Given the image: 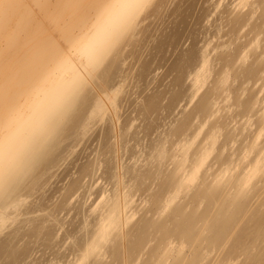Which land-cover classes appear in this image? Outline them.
I'll list each match as a JSON object with an SVG mask.
<instances>
[{
    "label": "rangeland",
    "instance_id": "1",
    "mask_svg": "<svg viewBox=\"0 0 264 264\" xmlns=\"http://www.w3.org/2000/svg\"><path fill=\"white\" fill-rule=\"evenodd\" d=\"M19 1L16 12L26 23L22 25L25 30L16 28V16L1 35L4 40L13 33L22 42L13 56L0 53V90L11 94L17 93L16 70L27 55L47 50L71 31H80V16L87 13L91 22L97 11L93 4L106 0H70L64 10L60 7L65 0ZM147 1L145 6L138 5L132 13L134 19L129 17L131 24L126 23L130 26L120 31L119 38L118 30L113 32L118 38L116 45L102 56L97 63L100 66L94 65V74L84 71L83 82L87 84L79 93L80 102L64 109L63 124L54 121L58 131L55 127L56 140L47 147L48 156L40 160L30 178L25 177L26 182H21L26 197L22 194L20 199L26 200L18 210L15 208L17 220L14 209L9 208L15 222L8 218L7 225L1 227L0 264H126L130 257L131 264H144L149 259V264H167L178 255L184 257V253L192 257L194 246L185 243L182 247L184 243L176 236L174 242L165 238L169 241L163 240V249L157 246L161 234L157 228L160 222H167L166 218L164 226L171 228L174 212L182 209L184 202L187 208L182 209L183 217L194 209L203 212V207L204 211L209 207L210 213L220 196L229 205L232 202L235 210L239 205L242 218L236 219L233 237L229 236L225 246L208 247L202 241L207 247H197L202 259L196 258L198 264H219L224 258L223 264H264V230L258 240L252 237V228L250 231L258 215L262 228L264 225V0ZM26 10L32 11L25 16ZM137 10L140 13L136 14ZM2 39L1 51L6 46ZM8 55L12 57L7 59ZM115 89L111 96L115 101L108 102L104 90L113 95ZM94 98L106 104L103 120L102 112L89 116ZM196 163L200 164L198 169ZM203 185L213 191L218 188L217 204L196 193ZM236 195L240 197L235 199ZM118 197H123L119 201L125 205L120 210L122 215L118 213L124 225L109 226L106 218ZM239 230L250 233L246 234L249 239L243 236V242L249 246L260 242V246H235ZM204 234L209 235L207 231ZM231 242L237 249H231L229 258V245L234 247ZM153 244L159 251L161 248L159 258L153 256L157 249L149 254L155 249ZM125 254H129L127 259ZM166 256L169 259H164Z\"/></svg>",
    "mask_w": 264,
    "mask_h": 264
},
{
    "label": "bare ground",
    "instance_id": "2",
    "mask_svg": "<svg viewBox=\"0 0 264 264\" xmlns=\"http://www.w3.org/2000/svg\"><path fill=\"white\" fill-rule=\"evenodd\" d=\"M6 2H4V3H2V4H0V39H2V36H4L6 33V31H7V28H8V26H10V21H11V19L13 18V17H16V16H18V21H17V25H16V28H19L20 26H22V25H26V23H24V22H22V16L21 15H19V14H17V7H19V3H20V1L19 0H5ZM19 1V2H18ZM38 0H35V2H37ZM98 1H100V0H98ZM147 1V0H146ZM0 2H2V1H0ZM21 2H22V0H21ZM60 2V1H59ZM94 2V1H93ZM92 2V3H93ZM104 2V3H103ZM102 3L100 2H96L95 4H93V6H94V8H96V14H95V17L92 19V17H91V22H89V20H87L88 18L86 17V15H88L87 13L85 14H83V15H81L80 16V18H79V20L77 21V25L78 26H80L82 29L80 30L82 33H83V38H84V40L91 46V48L93 49V51L96 53L93 57H92V59H91V62H90V64H89V66L88 67H86L85 69H84V71L87 73V74H91V75H93L94 74V71H93V68H95V66L94 65H96V66H100V64L98 65L97 63L98 62H100L101 60H102V56H104L105 55V53H106V56H107V51L108 50H110L111 48H112V46L116 43V41L118 40V38L120 37V35H119V33H120V31H122L123 29H124V32L127 30V28H126V30H125V27L126 26H128L127 24H131L130 22H129V17L130 16H132L133 14V12L138 8V5L140 4H142L143 5V3H145V0H106V1H103ZM148 2V1H147ZM68 3H70V0H65V3H64V7L63 6H61L60 8H61V10H64L65 9V7H67L68 5H70V4H68ZM80 3H81V0H80ZM92 6V7H93ZM96 6V7H95ZM143 6H145V5H143ZM26 8V7H25ZM141 9H142V7H140ZM27 9H29V8H27ZM140 9V10H141ZM32 11V10H31ZM31 11L29 10V11H25V13H24V15L25 16H27V14L28 13H31ZM138 12H136V14L137 13H140L139 12V10H137ZM18 13H19V11H18ZM133 17H135V14H134V16H132L131 18H133ZM134 19V18H133ZM132 19V20H133ZM131 21V20H130ZM89 22V23H88ZM128 22V23H127ZM127 23V24H126ZM130 26V25H129ZM128 26V27H129ZM5 27H7V28H5ZM23 27V26H22ZM5 28V29H4ZM10 29H13V27L12 28H10ZM23 29H24V27H23ZM14 30V29H13ZM25 30V29H24ZM116 30H118V32H117V37L115 36V37H113L114 36V33L116 32ZM115 31V32H114ZM114 32V33H113ZM123 32V33H124ZM122 33V32H121ZM120 33V34H121ZM3 34V35H2ZM2 35V36H1ZM113 35V36H112ZM132 36V35H131ZM19 35H15V36H13V33H9L8 34V37L6 36L5 37V39L3 40V42H4V44L6 45L5 46V49H4V47H3V49H2V51L0 50V53H2V55L4 56V54L6 53V54H10V55H12L13 56V53H14V51H15V49L18 47V46H21V44H22V42L19 40ZM25 39V38H24ZM116 45V44H115ZM45 53H46V49H43L42 51H39V50H34L33 52H31L30 53V55H27L26 56V58H25V61L19 66V67H17V70H16V75L18 76V79L14 82V84L15 85H18V87L16 88L17 89V93L16 94H11V93H8L9 91H6V89H3V90H0V104H3V105H6V106H8V107H12V106H14L20 99H21V97L24 95V92H25V90L26 89H28L29 87H27V88H22V86L23 85H29L30 86V84H31V82L33 81V79H34V77H35V75H36V73H37V71H38V69H39V67H40V65H41V63H42V61H43V59H44V55H45ZM10 55H8L9 56V58H7V59H10L12 56H10ZM105 57V56H104ZM4 59V58H3ZM6 59V60H7ZM104 60V59H103ZM103 62V61H102ZM2 64H4V62H2ZM7 65V64H6ZM94 66V67H93ZM98 68V67H97ZM91 75L89 76V77H91ZM97 76V75H96ZM85 77V76H84ZM93 78V77H92ZM97 79V78H96ZM98 79H100L101 80V78L98 76ZM84 80H86V79H84L83 78V76H81V77H79V79H78V81H77V83L75 84V86L70 90V92L66 95V97L57 105V106H55L54 108H52L51 110H49L48 112H46L45 114H43L42 116H40L38 119H35V120H32V121H29L28 123H26V124H24V125H22V126H20V127H18L17 129H16V131H15V133H14V136L9 140V141H7V142H5V141H3V140H0V231H2L3 232V228L1 229V227H2V225H3V227H5V223H6V221L8 220V218H9V221L11 220H13L12 222L14 223L15 221H14V219H13V214H11L12 213V210H13V213L15 212H18V211H16V209L18 208L19 209V206H23L22 204H24V203H22L23 201H25L24 199H20V198H22L23 197V195H24V193H22V189L23 188H20V187H22V185H23V183L24 182H26V176H30L31 174L30 173H34L35 171H37L36 170V168L35 167H37L36 165H39V163H40V160L43 158H46L47 156H48V152H47V147H50L51 145H52V143H54V141L56 140V134L57 133H55L54 135H53V132H55V127H56V131H58L57 129H58V124H59V122H61V119L62 118H65L64 117V115L62 116V118H61V113H63V114H66L64 111V109H68L69 107L71 108V105L73 104V107L77 104V102L80 100H78V98H79V93H80V91H82V89H84V86H85V84H87V83H85V82H83ZM98 81V80H97ZM86 82H88V79H87V81ZM29 83V84H28ZM100 83V82H99ZM101 84V83H100ZM99 85V84H98ZM94 86V85H93ZM104 86V85H103ZM100 87V86H99ZM78 89V90H77ZM104 89H105V87H104ZM106 89H108V88H106ZM75 90H77L76 92H75ZM116 90L117 89H115L114 91H113V93L115 92L116 93ZM105 91V94L104 95H106L105 97H107L106 99H107V101L109 102V100L111 99V96L112 97H114V95H115V93L113 94V95H111L112 94V92L111 91H106V90H104ZM103 91V92H104ZM107 92V93H106ZM110 94V95H109ZM98 97V96H97ZM98 98H100V97H98ZM98 101H96V99L94 98V102H93V104H94V106L93 105H91V107L93 106V108L92 109H90L91 110V112L90 113H92V114H89V116L91 117V115H96V114H98L99 115V113H101L102 112V114H100V115H102L101 116V118H102V120L104 119V114H103V112L105 111L104 109H106V111H107V108H106V104L104 105L103 103L104 102H102L101 100H99V99H97ZM112 100H114L115 101V99H111L110 101H112ZM96 101V102H95ZM113 101V102H114ZM80 102V101H79ZM114 106H115V103L113 104ZM105 106V107H104ZM105 111V112H106ZM104 112V113H105ZM72 113V112H71ZM107 113V112H106ZM106 113H105V115H106ZM68 116V115H67ZM69 116H71V114L69 115ZM93 117H95V116H93ZM96 117H97V115H96ZM92 118V117H91ZM99 118V117H98ZM58 120V124H57V126H55V124H56V122L54 123V121H57ZM59 119H60V121H59ZM69 119V118H68ZM62 121H64V120H62ZM88 122V121H87ZM86 122V123H87ZM61 124H63L62 122H61ZM60 124V125H61ZM61 128V127H60ZM88 128V127H87ZM84 129V128H83ZM42 130H44L45 132H44V134L45 135H42L43 134V131ZM59 131H60V129H59ZM87 132V131H86ZM39 134H41V135H39ZM213 135V134H212ZM83 136V135H82ZM86 136V135H85ZM216 136V135H215ZM179 138V137H178ZM60 139V138H59ZM176 140V139H175ZM215 140V139H214ZM167 142V141H166ZM177 143V142H176ZM51 144V145H50ZM50 145V146H49ZM176 145V144H175ZM170 151V150H169ZM171 152V151H170ZM46 153H48L47 155H46ZM195 153V152H194ZM193 153V154H194ZM187 154V153H186ZM195 155V154H194ZM46 156V157H45ZM198 156V155H197ZM190 157V156H189ZM202 157V156H201ZM42 159V160H43ZM191 159V158H190ZM217 159H218V157H217ZM220 159V158H219ZM218 159V160H219ZM41 160V161H42ZM45 160H47V159H45ZM192 160V159H191ZM203 160V159H202ZM205 160V159H204ZM221 160V159H220ZM224 161V160H223ZM217 162H219V161H217ZM222 162V161H221ZM220 162V163H221ZM258 162V161H257ZM190 163V162H189ZM256 163V162H255ZM194 164V163H193ZM197 164V163H196ZM220 165V164H219ZM223 165H224V163H223ZM256 165V164H255ZM197 169L199 168V166H200V164H197V165H194ZM193 168V167H192ZM35 171H34V170ZM38 169V168H37ZM32 170H33V172H32ZM50 171V170H49ZM207 171V170H206ZM193 172H195V171H193ZM193 172H191L192 173V177L191 178H193V177H195L196 175L195 174H197V171L195 172V174H193ZM199 172V171H198ZM30 174V175H29ZM172 174H173V172H172ZM175 175V174H174ZM181 175V174H180ZM190 175V174H189ZM188 175V176H189ZM172 176V175H171ZM171 176H170V178H171ZM31 177H33V176H31ZM30 178V177H29ZM28 178V179H29ZM172 178H174V177H172ZM175 178H178V177H175ZM183 178V177H182ZM196 178H198V177H196ZM193 179H195V178H193ZM203 180H201L202 181V183H204L206 180H204V178H202ZM237 179V178H236ZM171 180V179H170ZM169 180V181H170ZM181 180V179H180ZM233 180H234V178H233ZM238 180V179H237ZM22 181H24L22 184H21V182ZM175 181V180H174ZM173 181V182H174ZM184 181V180H183ZM182 181V182H183ZM204 181V182H203ZM228 181V180H227ZM239 181V180H238ZM237 181V182H238ZM171 182V181H170ZM210 182V181H209ZM234 182H236V180L234 181ZM233 182V183H234ZM179 183H181V182H179ZM178 183V184H179ZM201 183V182H200ZM201 183V184H202ZM135 184V183H134ZM168 184H169V182H168ZM174 184V183H173ZM199 184V183H198ZM201 184L199 185V188H200V186H201ZM205 184H208L207 182L205 183ZM218 183H216V185H217ZM232 184V183H231ZM172 185V184H171ZM219 185V184H218ZM217 185V186H218ZM220 185H221V183H220ZM235 185V184H234ZM166 185H164L163 186V188L165 187ZM198 186V185H197ZM207 186H210V184H208ZM171 187V186H170ZM176 187V186H175ZM231 187H233V186H231ZM167 188V187H166ZM182 188V187H181ZM210 188V189H209ZM169 189V188H168ZM175 189V188H174ZM177 189H178V187H177ZM197 189V188H196ZM212 189V187H204V185H203V188L201 187V189L198 191V192H196V193H200L199 195H202V197H205L206 199H208V201L209 202H211V203H213L214 201V203L215 204H217L218 202H216L217 201V195L219 194L218 193V188H217V190L214 188V190L215 191H213V190H211ZM224 189V188H223ZM222 189V190H223ZM22 190V191H21ZM173 189H171V192H169V193H172L173 191H172ZM228 190V189H227ZM165 191H167V189L165 190ZM169 191H170V189H169ZM175 191V190H174ZM217 191V192H216ZM241 191V190H240ZM164 192V191H163ZM221 192V191H220ZM228 192V191H227ZM159 193V192H158ZM238 193V192H237ZM236 193V194H237ZM23 194V195H22ZM160 194V193H159ZM162 194V193H161ZM167 194V193H166ZM217 194V195H216ZM223 194V193H222ZM221 194V195H222ZM228 194V193H227ZM243 194V193H242ZM158 195V194H157ZM199 195H195V196H199ZM220 195V194H219ZM22 196V197H21ZM25 196V195H24ZM121 195H119V197H120ZM159 196V195H158ZM165 196V195H164ZM193 196H194V194H193ZM239 196V195H238ZM238 196L236 195V197H235V199H237L238 198ZM26 197V196H25ZM115 197V196H114ZM118 197V198H119ZM124 197V196H123ZM123 197H121V198H117L116 200H118L117 201V203L115 202V201H113L114 203V205H113V208H111L110 207V212H109V216H108V218H106V219H108V221H109V223H108V225L110 226H112V225H118V224H120L121 223V212H120V210H122L123 208H124V202L121 200V202L119 201L120 199H122ZM156 197V196H155ZM173 197V196H172ZM171 197V198H172ZM175 197V196H174ZM190 197V196H189ZM192 197V196H191ZM219 197V196H218ZM221 197V196H220ZM219 197V199H220V201H219V203L217 204V206L216 205H214L215 207H216V209H213V210H215L214 211V213H213V210H212V212H211V210H210V213L209 212H207V209L209 208V207H205V211H204V207H203V212H198V210L196 211V209H194L193 211H191V213H188V215L186 214V215H184L185 217H183V215L181 214V213H183L182 211V209L183 208H187V204L184 206V204H185V202H184V204H183V208L181 209L180 207L179 208H177L176 209V212H174L175 213V217H173L174 218V222L172 223L173 225H169L171 228H169L168 226L166 227V226H164V224L165 223H167L168 222V219L166 218L165 219V221L167 220V222H162V223H164V224H161V222H160V224H159V226H158V231H157V233L160 231L161 232V234H158V238H159V241H158V238L156 237H154V234H153V236H152V238L154 237V239H157L156 241L157 242H159L160 244H158V243H156V245L157 246H161V248H162V246H164V243H163V240L166 238V239H168L167 237H171V238H169L172 242H174L173 240H175L176 238H175V236L177 237V239H179V241L180 242H182V243H184V244H182V245H184V246H182L181 245V243L179 244V245H181L182 247H185L186 246V244L185 243H190V244H192V246H194V248L192 247V246H187V247H189V248H193L194 249V253H193V251H192V253L193 254H190V255H192V257H189L188 255H186V253H184L185 254V256H188L189 257V259L187 258L186 260L184 259L185 258V256L183 257L182 255H184L183 253L181 254V256H182V258L178 255V256H176L173 260H172V262H170V260L167 262V264H198V262H197V260H196V258L198 259V260H202V259H200L199 257H200V255L198 256V252H200V250L202 249L203 250V248H206L207 247V245H208V247H215V246H221V245H223V246H225L226 244H227V242H228V239L230 238L229 236H232V231H234V229H233V227H234V224H236L235 222H236V219H237V221H238V218L241 220V216H242V214L240 213V210H237L238 209V207H239V205H238V207H237V205L236 206H234V207H237V209L235 210V209H233V207H232V205H233V203L231 202V204L232 205H229V203L226 201V199L224 198H220ZM224 197V196H223ZM240 197V196H239ZM163 198V197H162ZM165 198H166V196H165ZM194 198L195 197H193V200H194ZM199 198V197H198ZM201 198V197H200ZM199 198V199H200ZM226 198H228V197H226ZM157 199H158V197H157ZM160 199V198H159ZM158 199V201H160V200H162V199H160L159 200ZM202 199V198H201ZM200 199V200H201ZM216 199V200H215ZM23 200V201H22ZM125 200V199H124ZM154 200V199H153ZM156 200V199H155ZM163 200H165V199H163ZM189 201L188 202H191L190 201V199H188ZM191 200H192V198H191ZM211 200V201H210ZM225 200V201H224ZM228 200V199H227ZM194 201H196V200H194ZM191 202V203H195V202ZM199 201V200H198ZM197 201V202H198ZM123 202V203H122ZM155 202V201H154ZM161 202V201H160ZM169 202V201H168ZM187 202V201H186ZM200 202V201H199ZM239 202H241V201H239ZM115 203H116V205H115ZM152 203V202H151ZM156 203V202H155ZM158 203V202H157ZM201 203V202H200ZM206 204H207V202H205ZM213 203V204H214ZM26 204V203H25ZM190 203H188V205H189ZM196 204V203H195ZM235 204V203H234ZM236 204H238V203H236ZM156 205H158L159 206V204H156ZM164 205V204H163ZM180 206H181V204H179ZM192 205H194V204H192ZM202 205V204H201ZM241 205V204H240ZM25 206V205H24ZM158 206H156L155 208L157 209L158 208ZM160 207V206H159ZM192 207V206H191ZM195 207H196V205H195ZM231 207H232V209H231ZM9 208H13V209H9ZM16 208V209H15ZM21 208V207H20ZM172 208H174V206L172 207ZM193 208V207H192ZM17 209V210H18ZM155 209V210H156ZM247 209V208H246ZM7 210H8V212H7ZM9 210H11V212L9 211ZM162 210V209H161ZM160 210V211H161ZM173 210H175V209H173ZM185 210V209H184ZM190 210H192V209H190ZM242 211H243V209H241ZM19 211H21V209L19 210ZM250 211V213H251V210H249ZM7 212V213H6ZM185 212H186V210H185ZM190 212V211H189ZM14 213V218L16 219V217H17V215L16 214H18V213H16L15 214ZM118 213H120L121 215L119 216V214ZM162 213V212H161ZM239 213L241 214V216L239 217ZM245 213H247V212H245ZM244 213V214H245ZM249 213V212H248ZM8 214H10L11 216H12V218H10L9 216H8ZM183 214H185V213H183ZM243 214V215H244ZM247 215V214H246ZM249 215V214H248ZM263 215V214H262ZM125 216V215H124ZM167 216V215H166ZM245 216V215H244ZM244 216H243V218H244ZM252 216V215H251ZM260 215H258L257 217H255V221L253 222L254 223V225L253 226H249L250 227V231H251V228L253 229L251 232H253V234H252V237L253 238H255V240L257 239H259L258 238V235L260 236V232H262L263 230H264V225H263V228H262V226H261V224H263V223H261V221L260 220H258L257 218L259 217ZM264 216V215H263ZM247 217V216H246ZM246 217L244 218V219H246ZM120 218V219H119ZM125 218V217H124ZM173 218H172V220H173ZM248 218V217H247ZM250 218V217H249ZM260 218V217H259ZM123 219V218H122ZM262 220H264L263 218H261ZM17 220V219H16ZM164 219H162V221H163ZM171 220V219H170ZM239 220V221H240ZM253 220V219H252ZM10 221V222H11ZM156 221L157 220H155V223H156ZM159 221H161L160 219H159ZM159 221H157V222H159ZM260 221V222H259ZM9 222V223H10ZM123 222H125V221H123ZM146 222V221H145ZM242 222H243V219H242ZM252 222V221H251ZM8 223V222H7ZM7 223H6V225H7ZM155 223L153 224V225H155ZM241 223V222H240ZM246 223V222H245ZM250 223V222H249ZM252 223V224H253ZM121 224H123L124 225V223H121ZM151 224H152V221H151ZM158 224V223H157ZM106 225V224H105ZM152 225V226H153ZM167 225V224H166ZM107 226V225H106ZM120 226V225H119ZM239 226H240V224H239ZM242 226V225H241ZM7 227V226H6ZM125 227V226H124ZM124 227H122L123 229H124ZM132 227V226H131ZM148 227H149V225H148ZM156 227V226H155ZM237 227V226H236ZM153 228V227H152ZM238 228V227H237ZM242 228V227H241ZM149 229H150V227H149ZM148 229V230H149ZM246 229V228H245ZM255 229V230H254ZM153 230H154V228H153ZM241 230V229H240ZM239 230V231H240ZM102 231V230H101ZM204 231H207V233L209 234L208 236H205L206 234H204ZM239 231H237V232H239ZM243 231V230H242ZM245 232L247 231V230H244ZM123 232V231H122ZM126 231H124V234L126 235V233H125ZM149 232H151V231H149ZM153 232V231H152ZM151 232V233H152ZM159 232V233H160ZM236 232V233H237ZM241 232V231H240ZM237 233V236H236V239L238 240V241H240L241 239V241L240 242H238L237 240L235 241V243H234V240H233V243L235 244V246H237L236 244H238V246H239V249L241 248V249H248V247L250 248H254V247H256V246H260V242H259V244H255V246H254V244H251L250 246H249V243H245V242H243V240H245L244 239V235H245V237H246V234H249L250 235V233L248 232V233H245V234H242V232L241 233ZM102 233V232H101ZM148 233V232H147ZM147 233H146V236H148V237H150L149 235H147ZM151 233H150V235H151ZM155 233V232H154ZM232 233V234H231ZM99 234V233H98ZM108 234V233H107ZM241 234H242V237L243 238H241ZM109 235V234H108ZM122 235H123V233H122ZM124 235V236H125ZM131 236V235H130ZM145 236V237H146ZM173 236H174V239H173ZM122 237V236H121ZM128 237V236H127ZM147 237V238H148ZM233 237V236H232ZM240 237V238H239ZM252 237H251V239H252ZM125 238V237H124ZM124 238H121V239H124ZM249 239V237L247 236L246 237V239ZM120 239V240H121ZM154 239H153V241H154ZM165 239V241H169V240H166ZM176 239V240H177ZM264 239V238H263ZM127 240V239H126ZM205 240V242H207L205 245H206V247H203V246H205L204 245V243H202V241H204ZM255 240L252 242V243H254L255 242ZM150 241V240H149ZM164 241V242H165ZM124 242H126L125 241V239H124ZM167 242H165V245L166 246H168V243ZM177 242V241H176ZM226 242V243H225ZM236 242H238V243H236ZM250 242V241H249ZM163 243V245H161ZM170 243V242H169ZM232 243V242H231ZM231 244L232 246H234V244ZM239 243H241L240 245H239ZM256 243V242H255ZM189 244V245H190ZM203 246H202V245ZM221 244V245H220ZM262 244V243H261ZM154 245V250H153V252L151 251H149L150 253V255H152V253H154V251L157 249L158 250V248H156V246H155V244H153ZM152 245V246H153ZM199 245H201L199 248H201V247H203V248H201L199 251L197 250V247L199 246ZM95 246V245H94ZM123 246H124V244H123ZM140 246V245H139ZM138 246V247H139ZM151 246V247H152ZM165 246V247H166ZM234 246V247H235ZM237 246V247H238ZM86 247V246H85ZM128 247V246H127ZM150 247V248H151ZM164 247V248H165ZM234 247H230V245H229V248H230V250L229 251H227V253H230L229 254V258H230V255L232 254V252H234V250H236L237 248L235 247V249H233ZM123 248V247H122ZM161 248H160V251L158 250V251H155V252H157V255L156 254H154L153 256H158L159 254H158V252H162L161 251ZM198 248V249H199ZM227 248V247H226ZM258 248V247H257ZM151 249H153V247L151 248ZM150 249V250H151ZM163 249V248H162ZM167 249V248H166ZM170 248H168V250H169ZM192 249V250H193ZM218 249V248H217ZM231 249H232V252H231ZM256 249V248H255ZM123 250V249H122ZM130 249H128V251H129ZM165 250V249H164ZM223 250V249H222ZM222 250H220V251H222ZM225 250V249H224ZM257 250V249H256ZM127 251V250H126ZM127 251V252H128ZM147 251V252H148ZM220 251H218V252H220ZM225 251V252H226ZM86 252H87V250H86ZM85 252V253H86ZM89 252V251H88ZM94 252V251H93ZM114 253H115V251H113ZM124 252V251H123ZM131 252V251H130ZM165 252H167V251H165ZM243 252V254L245 255V251L243 250L242 251ZM242 252H240L241 254H242ZM245 252V253H244ZM126 253V252H125ZM129 253V252H128ZM164 253V252H163ZM177 253V252H176ZM181 253V252H180ZM180 253H178V254H180ZM204 253H206V252H204ZM221 253V252H220ZM83 254V253H82ZM123 254V253H122ZM162 254V253H161ZM218 254V253H217ZM88 254H86V256H87ZM120 255V254H119ZM127 255H129V254H125V256H126V259L128 258V256ZM130 255H131V253H130ZM165 255H166V253H165ZM170 255V254H169ZM204 255V254H203ZM234 255H236V254H234ZM234 255H232L233 257L232 258H234ZM124 256V255H123ZM137 256V255H136ZM160 256V255H159ZM159 256L158 257H156V258H159ZM162 256H164V255H162ZM219 256V255H218ZM221 256H222V254H221ZM220 256V257H221ZM88 257V256H87ZM132 257H133V255H132ZM217 257V256H216ZM216 257H215V259H216ZM225 257H227V255L225 256ZM235 257H237V256H235ZM246 257H247V255H246ZM84 258H86V257H84ZM124 258V257H123ZM131 258V257H130ZM130 258L128 259V261H127V263L126 264H129L130 263ZM140 258V257H139ZM167 258L169 259V256H166L164 259H166L167 260ZM219 258V257H218ZM224 258V257H223ZM228 258V257H227ZM228 258V259H229ZM252 258H253V256H252ZM148 259V258H147ZM161 259V258H160ZM172 259V258H171ZM183 259V260H182ZM250 259V258H249ZM152 260V259H151ZM150 259L148 260V261H145L144 260V264H147L149 261H151ZM166 260H163V261H165V263H166ZM196 260V261H195ZM213 260V259H212ZM218 260V259H217ZM219 260H220V258H219ZM218 260V261H219ZM224 261H223V263L226 261V259L224 258L223 259ZM233 260V259H232ZM125 261V260H124ZM153 261H155V260H153ZM162 261V262H163ZM174 261V262H173ZM214 261V260H213ZM216 261V260H215ZM214 261V262H215ZM221 261H222V259H221ZM221 261H219V262H221ZM228 261V260H227ZM80 262V261H79ZM79 262H78V264H79ZM84 262V261H83ZM129 262V263H128ZM132 262V261H131ZM134 262V261H133ZM152 262V261H151ZM150 262V264H153V263H151ZM157 262H159V264L161 263V261H157ZM170 262V263H169ZM195 262H197V263H195ZM218 262V263H219ZM86 263V262H85ZM124 263V262H123ZM164 263V262H163ZM222 262L221 263H219V264H223ZM228 263V262H227ZM131 264V263H130ZM141 264H143V263H141ZM149 264V263H148ZM155 264V263H154ZM158 264V263H157ZM209 264V263H208ZM210 264H213V263H210Z\"/></svg>",
    "mask_w": 264,
    "mask_h": 264
},
{
    "label": "clouds",
    "instance_id": "3",
    "mask_svg": "<svg viewBox=\"0 0 264 264\" xmlns=\"http://www.w3.org/2000/svg\"><path fill=\"white\" fill-rule=\"evenodd\" d=\"M95 54L78 30L47 48L26 94L12 107L0 104V140L9 141L18 127L57 106L84 75Z\"/></svg>",
    "mask_w": 264,
    "mask_h": 264
}]
</instances>
